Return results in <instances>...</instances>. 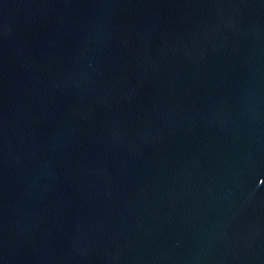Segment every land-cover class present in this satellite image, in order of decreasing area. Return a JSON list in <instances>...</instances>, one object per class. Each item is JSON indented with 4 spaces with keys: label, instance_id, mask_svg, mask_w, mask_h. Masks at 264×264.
<instances>
[{
    "label": "water",
    "instance_id": "95a60500",
    "mask_svg": "<svg viewBox=\"0 0 264 264\" xmlns=\"http://www.w3.org/2000/svg\"><path fill=\"white\" fill-rule=\"evenodd\" d=\"M0 264H264V0H0Z\"/></svg>",
    "mask_w": 264,
    "mask_h": 264
}]
</instances>
